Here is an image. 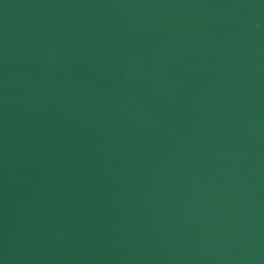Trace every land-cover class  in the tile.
<instances>
[{"label": "water", "instance_id": "water-1", "mask_svg": "<svg viewBox=\"0 0 264 264\" xmlns=\"http://www.w3.org/2000/svg\"><path fill=\"white\" fill-rule=\"evenodd\" d=\"M0 264H264V0H0Z\"/></svg>", "mask_w": 264, "mask_h": 264}]
</instances>
